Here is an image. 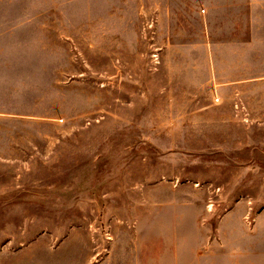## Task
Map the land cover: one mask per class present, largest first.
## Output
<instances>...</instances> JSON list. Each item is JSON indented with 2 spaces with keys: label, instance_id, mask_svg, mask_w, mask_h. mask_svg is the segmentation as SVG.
Here are the masks:
<instances>
[{
  "label": "rangeland",
  "instance_id": "1",
  "mask_svg": "<svg viewBox=\"0 0 264 264\" xmlns=\"http://www.w3.org/2000/svg\"><path fill=\"white\" fill-rule=\"evenodd\" d=\"M207 7L0 0V264L243 260L264 79L217 81L260 75L241 54L264 39L211 33Z\"/></svg>",
  "mask_w": 264,
  "mask_h": 264
},
{
  "label": "crops",
  "instance_id": "2",
  "mask_svg": "<svg viewBox=\"0 0 264 264\" xmlns=\"http://www.w3.org/2000/svg\"><path fill=\"white\" fill-rule=\"evenodd\" d=\"M208 16L205 20L211 33H216L227 38L239 35L236 29H242L240 36L259 37L264 39V0H208ZM225 27L221 31L219 28ZM213 36H215L213 34ZM213 43H211L212 45ZM213 54V52L211 53ZM241 54V53H240ZM244 60H264V42L261 44V53L259 57L254 58L249 54H241ZM237 57V56H236ZM213 61V55L211 56ZM214 65V64H213ZM264 70V69H263ZM264 71L260 75L245 76L239 74H230L225 76L228 82L217 81L220 89H242L257 80L264 79ZM242 77V78H241ZM261 218H258L260 220ZM244 258L238 262L231 261H204L202 259H166L165 254L152 255L146 259L138 256L134 260H103L96 264H264V229L255 228L244 232Z\"/></svg>",
  "mask_w": 264,
  "mask_h": 264
}]
</instances>
